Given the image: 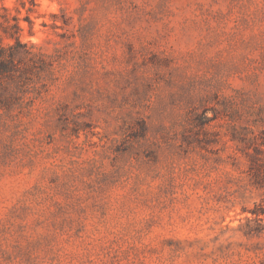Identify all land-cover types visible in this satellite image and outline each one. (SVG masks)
Returning a JSON list of instances; mask_svg holds the SVG:
<instances>
[{
  "label": "rangeland",
  "instance_id": "1",
  "mask_svg": "<svg viewBox=\"0 0 264 264\" xmlns=\"http://www.w3.org/2000/svg\"><path fill=\"white\" fill-rule=\"evenodd\" d=\"M0 22L31 53L0 84V264H264V0Z\"/></svg>",
  "mask_w": 264,
  "mask_h": 264
},
{
  "label": "trees",
  "instance_id": "2",
  "mask_svg": "<svg viewBox=\"0 0 264 264\" xmlns=\"http://www.w3.org/2000/svg\"><path fill=\"white\" fill-rule=\"evenodd\" d=\"M35 0H31L34 4ZM1 27V22H0ZM15 28L20 31L19 26L16 24ZM22 50L23 55L29 56L31 53L26 46H22L18 38L15 39V45L4 48L0 44V84L10 81L11 84L19 85L18 70L15 64V56Z\"/></svg>",
  "mask_w": 264,
  "mask_h": 264
}]
</instances>
